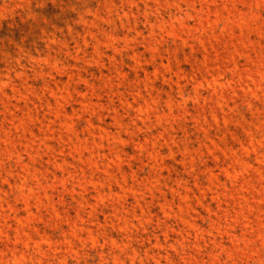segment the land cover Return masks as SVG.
I'll use <instances>...</instances> for the list:
<instances>
[{"label": "rangeland", "instance_id": "1", "mask_svg": "<svg viewBox=\"0 0 264 264\" xmlns=\"http://www.w3.org/2000/svg\"><path fill=\"white\" fill-rule=\"evenodd\" d=\"M0 264H264V0H0Z\"/></svg>", "mask_w": 264, "mask_h": 264}]
</instances>
